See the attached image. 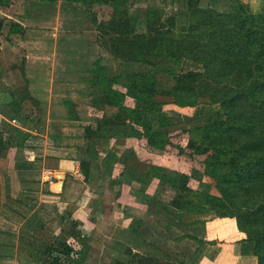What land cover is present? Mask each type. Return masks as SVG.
<instances>
[{
	"label": "trees",
	"instance_id": "obj_1",
	"mask_svg": "<svg viewBox=\"0 0 264 264\" xmlns=\"http://www.w3.org/2000/svg\"><path fill=\"white\" fill-rule=\"evenodd\" d=\"M69 1L113 7L112 17L101 21L99 30L104 46L116 58L111 64L115 72L109 75L101 59L94 63L91 82L102 93L93 103L97 126L86 125L85 137L96 145L106 133L128 126V143L140 171L128 166L120 176L134 172L146 186L154 178L170 184L175 194L169 202L152 198L164 206L169 203L186 212L212 210L219 217L235 219L257 264H264V10L255 12L239 0L225 11L217 8V0H183L186 20L178 25L177 14L165 16L153 4L142 16L132 10L131 0ZM12 30L19 26L12 23ZM184 60L198 67L178 70ZM158 71L172 76L174 83L165 87ZM130 93L132 103L127 102ZM169 97L180 106H194L206 98L220 105V116L191 127L178 125L164 109ZM102 102L118 106V112L99 115ZM7 104L16 120L33 121L34 111L23 103L14 99ZM6 138L0 132V150L16 152L19 141ZM87 148L91 157L97 155L93 144ZM167 151L176 153L191 172L168 179V168L155 158ZM104 160L114 165L119 155L111 150ZM80 163L88 178L92 159ZM86 240L81 233L62 229L61 236L37 247L52 264H83ZM124 250L131 258H116L114 264H190L134 251L131 246Z\"/></svg>",
	"mask_w": 264,
	"mask_h": 264
},
{
	"label": "rangeland",
	"instance_id": "obj_2",
	"mask_svg": "<svg viewBox=\"0 0 264 264\" xmlns=\"http://www.w3.org/2000/svg\"><path fill=\"white\" fill-rule=\"evenodd\" d=\"M233 1L217 0L216 6L219 10L225 11ZM239 1L249 5L255 12L264 10V0ZM131 2H135L131 7L132 10L137 9L142 16L146 14L147 5L153 4L162 8L165 16L177 14L178 25L186 20V14L182 13V10L186 9L187 4L183 0L169 1L165 4L158 0H131ZM112 15L113 7L108 4H87L69 0H56L54 3L50 0H0V114L14 123L12 126H7L12 137L17 140L24 137L23 144L26 149H23L20 142L23 150L17 149L22 152L17 154L33 159L32 170L29 171L33 179H29L26 186L30 191L19 190L15 199L13 197L14 200L0 198V264H52V259L42 254L37 244L58 238L61 233L58 235L54 233L59 230H56L54 225V227L49 226V230H45V227L41 233L35 234L27 229L24 223L27 205L42 195V186L36 182L40 181V171L44 170L45 165L47 168V165L58 163L56 160L49 163L48 160L46 164L44 162L46 157L49 159L58 158L57 156L60 155L69 156L72 154L71 147L81 151V149L87 150L90 143L93 144V151L97 154L93 157L94 170L97 174L94 172L96 176L92 181L97 182L99 190L103 188L106 178L101 174L109 171L103 166L104 157L100 156L98 151L102 141L100 143L96 141L97 145L94 144L95 141L90 142L85 137V126L88 124L97 126L93 103L102 91L91 82L93 77L91 70L95 67V61L101 59L105 62L109 75L115 72L111 64L116 62V58L104 46L99 30L100 22L108 21ZM12 23H16L19 30L13 31ZM133 65L139 67L134 63ZM140 67L144 69L147 66L140 65ZM197 67L196 63L184 60L177 69L187 70ZM157 76L165 87L174 83L173 77L166 72L158 71ZM130 94L128 103H132L133 99V94ZM14 99L34 111L33 121L27 120L25 123L16 120L11 107L7 104ZM172 99L173 97L167 99L164 109L178 125L191 127L205 124L220 116V105L206 98L194 106H180L174 101H169ZM98 107L99 111L97 110L96 113L102 116L105 114L112 116L119 110L118 106L103 102L98 103ZM23 126L28 132H21L18 129ZM124 129L128 133L129 127L126 126ZM78 142L81 144H76ZM109 144L110 142L105 146ZM14 151L15 148L10 151L13 156H15ZM172 159L173 157H169L171 168L167 167L169 164L166 165L167 171L172 172L174 168L181 170L182 168L172 162ZM164 161L167 163L168 158H164ZM8 164L7 160L0 161V171L1 167L8 169ZM27 177L26 173L22 175V181L25 182ZM55 179L58 181L57 176ZM66 180L67 186L63 198L75 200L81 195L83 183L78 177H72L70 173L68 177L66 176ZM52 187L54 188V185ZM172 190L170 184L163 183L159 185L156 198L169 202L173 195ZM42 196H46V193ZM151 198V195L143 196L146 202ZM136 201L140 202V199ZM66 213L67 209L64 211V214ZM151 213L153 212L148 211L144 215L145 220L141 223V231L138 234L129 229L128 221L117 225L99 218L94 225V223L89 224L85 217L78 218L81 236L87 239L84 247L88 248L83 264H114L116 258L130 259L131 256L124 250L129 246L133 247L134 251L157 255L163 259L170 257L190 264H243L236 254L240 251L236 244L240 238L236 236L235 219L219 220L220 230L224 236L214 243L210 239L206 240L210 247L221 240L226 244L224 248L222 249V245L217 248L212 246L203 252L204 256L200 255L196 258L189 256V250L195 247L193 244L176 240L172 246L170 241L164 240L162 236L156 237V234L162 231L164 236H167L172 228L157 224L160 223V219Z\"/></svg>",
	"mask_w": 264,
	"mask_h": 264
},
{
	"label": "crops",
	"instance_id": "obj_3",
	"mask_svg": "<svg viewBox=\"0 0 264 264\" xmlns=\"http://www.w3.org/2000/svg\"><path fill=\"white\" fill-rule=\"evenodd\" d=\"M13 124L12 121L7 120L6 117L0 114V132L4 133L5 138L12 136L9 132V127L7 126H12ZM23 128L18 127L21 132H28L25 130L26 128L24 126ZM106 135L108 136H103L102 139L97 140L99 141L98 143L102 141V144L100 143V147H98L100 156L102 155L105 159L108 151L113 150L118 153L119 160L116 161L114 165L106 163L104 160V165H102L108 168L109 172L101 174L106 178L101 190L97 188V182L92 181L96 176L95 173L97 174L94 170L95 165H91L88 178H86L82 169L80 159H92L93 162V157L90 156L87 150L81 149V151H76L77 148L71 147L72 154L69 156L60 155L57 156L58 158H45L44 162L46 164L48 160L49 163L53 160H56L58 163L57 165H47V168L46 165L44 167L42 166L44 170L40 171V181L36 182L42 186V195L43 193H46V196L43 197L41 195L27 205L26 219L24 222L27 229L36 234L41 233L45 227V230H49V226L54 227L55 225L54 228L59 230V232L54 233V235L61 233L62 229H67L73 233H80V223L77 220L80 217H85L89 224L94 223V225L99 218L110 224L117 223V225L128 221L129 229L138 234V232L141 231V223L145 220L144 215L148 211H151L153 212L151 214L157 215L158 219H160V223L158 222L157 224H160L161 226L167 225L172 228L167 236H164L162 231V233H157L156 237L162 236L164 240H169L172 246L176 240H183V242H186L187 244H193L195 247L189 250V256L192 255L196 258L200 255L204 256L203 252H206V250L212 246H216L217 248V246L222 245V249L224 248L226 244H223L221 240L211 247L206 240L210 239V241L214 243L219 238L222 239L224 234L221 232L218 222L219 220L222 221V219H228V217H218V215L212 210L207 212H186L173 207L169 203H165L167 206H164L162 202L153 200L152 198L156 197L155 194L159 189V185L161 186V184H163L159 179L154 178V180L146 186L140 181L139 177L134 176V172L132 175L127 174L120 176L121 172L125 173L126 167L129 168L128 166L133 167L137 173L140 171V164L132 155V147H130L128 143V133L125 131H119L116 133H106ZM9 138L11 139V137ZM15 139L16 138L12 137V141ZM18 139L19 145L21 142L22 147L25 150L26 147L24 146L25 144H23L24 137ZM6 140H8V138H6ZM109 142L110 144L105 146ZM9 143L13 145V142L11 143L9 141ZM76 144L81 143L78 142ZM103 144L104 147H102ZM22 147L20 145L19 148H16L22 149ZM10 151L11 149L9 150V148L0 150V161L3 162V160H7L9 163L7 165L8 169L1 167L2 169L0 171V198H2V200H14L17 196L16 192L21 189L25 192L30 191L26 186L29 183V179H33L30 177L32 173H29V171L32 170L31 162L33 159L22 154L18 155L17 153H22L20 150H16V152L14 151L15 156H13ZM78 154H80L79 157ZM166 157L168 158L167 163L164 161V158ZM169 157H173L172 162L179 165L182 169L172 168V172H170V170L167 171L166 175L168 179L179 178L180 172H191V167L183 160H179L176 153L173 154V152L167 151L164 154H155V158H158L164 165L169 164L167 167L171 168ZM25 173L28 177L24 182L22 181V175ZM68 173H70L72 177H78V180H81L80 182H82L84 186L81 195L78 196V198H75V200H67L63 198L65 195L64 192L66 191V176L68 177ZM51 176H53V180L51 179ZM55 176H57L58 181H55ZM51 183L54 185V188L52 187L53 185L51 186ZM58 184H60V187H57ZM55 188H57V190H54ZM172 193L173 198L175 191L172 190ZM144 194L152 196L150 201L146 202L143 200ZM135 199H140V202ZM65 208L67 209L66 214H64V211L66 210ZM235 226L237 233L236 236L240 238V240L236 242V244H238V249H240V251L236 252L240 263L257 264V259L252 253L250 242L245 239L246 234L238 228L237 223H235ZM161 228L165 229L164 227ZM74 230L79 231L75 232ZM47 242H49V240L43 241V243H38L37 245L39 247V244H45ZM196 252L200 254L197 255L195 254Z\"/></svg>",
	"mask_w": 264,
	"mask_h": 264
},
{
	"label": "bare ground",
	"instance_id": "obj_4",
	"mask_svg": "<svg viewBox=\"0 0 264 264\" xmlns=\"http://www.w3.org/2000/svg\"><path fill=\"white\" fill-rule=\"evenodd\" d=\"M62 173H63V172H62ZM60 176H62V175H60ZM65 176H66V175H65ZM57 187H60V184H58Z\"/></svg>",
	"mask_w": 264,
	"mask_h": 264
}]
</instances>
